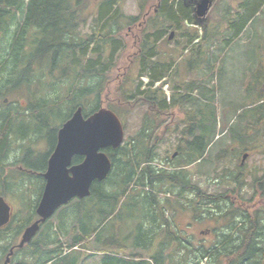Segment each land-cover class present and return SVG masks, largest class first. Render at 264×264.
I'll use <instances>...</instances> for the list:
<instances>
[{
  "label": "trees",
  "instance_id": "obj_1",
  "mask_svg": "<svg viewBox=\"0 0 264 264\" xmlns=\"http://www.w3.org/2000/svg\"><path fill=\"white\" fill-rule=\"evenodd\" d=\"M122 1L101 2L96 10L97 24L86 35L81 33L80 27L86 23L85 14L92 4L89 0H0V100L1 97L7 99L10 94L24 92V89L29 94L24 114L16 106H11L6 113L0 111L2 165L9 157L11 135L19 132L22 139L29 136V125L17 123L21 119L32 118L36 121L38 132L45 130L51 148H54L56 133L76 106L80 105L86 116L98 111L104 102L103 106L120 118L130 115L140 104L149 108L141 129L130 138L132 144H125L119 150H106L113 160V171L108 179L96 183L89 198L76 200L64 207L65 210L70 209L71 214L65 217L62 212L58 216V230L52 227L55 220L48 221L43 233L38 237L40 230L37 238L22 249L25 258L17 264H78L96 255L102 256L99 264H202L205 259L206 264H264V220L260 213L251 217L241 213L236 216L235 212H229L230 209H218L219 217L216 219L196 215L195 220L209 219L216 226H222L216 240L209 246H195L191 241L178 238L172 223L166 220L165 206H169L173 212L174 207L181 204V199L192 207L194 214L210 212L213 205H232L225 196L204 195L199 188L192 187L187 169L190 165L211 158V141H214L220 125L218 90L212 83L215 69L211 62L207 63L206 67L212 70L210 81L191 85L202 89L203 92L198 94L200 98L189 102L188 96L179 95L182 88L178 86L168 98L163 90L168 82L164 79L175 67V61L162 64L155 59L157 53L154 47L166 35L168 23L170 29H179L184 21L193 22L192 9L184 3L177 7L170 0H143L139 16L128 17L126 26L133 40L136 37L141 39L134 68L139 74L148 75L149 83L143 89L144 82L140 80L133 93H128L123 85L120 88L114 86L109 72L116 68L117 64L114 63L120 56L119 52L125 51L123 42L116 38L117 33L126 27L121 25L120 20L123 17ZM263 5L264 0H245L237 9V15H241L238 20L231 18L226 21L221 18L228 29L234 31L229 42L241 36ZM154 7L157 13L152 21L163 20L162 26L139 27L142 17ZM203 29V37L192 30L183 35L187 38L186 48L192 46L195 53L202 54L209 50L213 41L216 43L222 38L217 34L219 28L209 31L206 26ZM217 57L214 59L217 60ZM196 61L198 65L202 63L199 57ZM58 70L63 77L55 78ZM221 70L219 68L217 72ZM82 80L89 81V85L83 87L80 83ZM71 81H74L73 84L69 85L62 98L58 95L60 85L67 86ZM159 82L160 85L154 88ZM35 87L36 93L43 88L44 95L32 98L30 93L36 96ZM102 95L104 101L101 102L99 97ZM258 95L263 97L262 93ZM17 102L19 99H16ZM185 102L196 103L202 110L198 111V117L194 115L190 118L191 126L184 131V136L193 137L196 128L202 135L193 137L191 141L186 140V143L185 140L181 142L179 155L170 160L173 166L176 164L174 171L158 170L153 163L154 148L160 139L155 137V133H158L153 134L150 127L160 125L170 109ZM257 102L249 105L257 110L252 118L238 119L241 124L239 131L243 133L237 134L234 140H228L244 145L246 139H250L244 136L247 127L254 128L263 123L264 103ZM222 147L218 150L219 161L230 154ZM81 161L82 158H74V163ZM244 170L239 166L236 172L230 173L239 187L244 185L241 181ZM107 186H111V192L105 191ZM251 188L255 191L254 196L264 200V177L254 180ZM186 192L191 198L186 196ZM220 198L223 201L217 204L216 200ZM125 200H128V215L123 216L120 224L109 225L107 222L110 219L119 216L118 208ZM28 205L35 209L37 202L30 200ZM27 224L20 226L19 230L22 228V232ZM9 227L0 230V234ZM176 231L179 232V228ZM181 249L185 250L184 255H180ZM177 254L178 258L175 257Z\"/></svg>",
  "mask_w": 264,
  "mask_h": 264
},
{
  "label": "rangeland",
  "instance_id": "obj_2",
  "mask_svg": "<svg viewBox=\"0 0 264 264\" xmlns=\"http://www.w3.org/2000/svg\"><path fill=\"white\" fill-rule=\"evenodd\" d=\"M103 1L104 0H89L92 4L90 3V8L85 14L86 23L80 27L82 34H90L92 27L97 24V6ZM142 1L143 0H123L122 3H120L123 15L120 19L122 26H126L128 17L139 16ZM243 1L245 0H213L207 19L200 24L202 29L199 26L197 27V25L195 26V21H184L180 24L179 29H170L168 23L166 35L157 43L156 48L154 47L157 53L156 60L162 62V64H169L171 60L175 61V67L172 68L169 76L165 77L168 83L163 86V90L167 89V93L164 92L169 96L173 94L175 87L178 86L180 89L182 88L179 95L188 96L189 102H192L193 99L200 98L198 94L203 92L202 89L200 90V88L191 85L198 84L199 82L208 83V81H210L209 75L210 72L212 74V70L206 67L207 63L211 62L212 67L215 69L212 83L217 86L218 90L217 106L220 116V125L219 128L216 129V135L213 137L214 141H211V158L205 159L201 163L198 162L190 165L187 169L192 187L199 188L201 194L204 195L209 194L215 197L225 196L224 198L228 199L233 206L225 203L218 206L214 205L211 207L212 210L210 212H196V214L192 211V207L185 203L184 199L180 200V205L174 207L176 213L174 212L175 209H173L172 212L169 206H165L166 220L172 223V228L175 229L178 238H182L183 241H191L195 246L201 244L209 246L214 243L222 227L216 226L214 222L208 221L209 219H203L201 221L198 219L195 220L196 215L203 217L211 216V219H216L219 217L217 209H230L229 212H235L236 216L241 213L242 215L247 214L251 217L252 215L254 216L260 213L261 219L264 220V200L258 197L252 198L253 190L251 188L254 180L264 175V121L262 124H259V126H254V128L250 126L247 127L244 136L245 139H250H246L244 145H240L238 142H232V140L237 138V134L243 133V131H239L241 124L238 123V119L240 121V119L252 118L253 114L257 113L255 108H250V103L262 99V103H264V5L258 13L252 17L247 29L241 33V36L231 42H229L228 39L233 35L234 31L232 29L229 30L227 24H224V21L221 20V18L226 21L231 18L238 20L241 15H237V9L243 4ZM175 2L176 1L170 0V3L174 5L176 4ZM180 3H184L186 6L189 5V8L192 9V13L194 14V5L191 1L184 2L183 0H177V7ZM155 9L154 7L151 8L150 12L146 11V15L143 16L141 22L138 23L139 27L142 25L152 26L151 22ZM162 22L163 20L156 21L160 27L162 26ZM206 26L209 31L219 28L217 34H220L222 38L216 40V43L213 41V45L209 47V50L202 54L195 53L192 46L186 48L185 43L187 42V38L183 37V35L188 33L189 30H192V32L198 31L203 37L205 35V30L203 28ZM127 28L126 26L124 30L122 29V31L117 33L116 38L123 42L125 51L121 50V52H119L120 56L117 57L114 63L117 64L116 68L114 71L109 72V75L113 83L115 82L114 86H119L118 88H120L123 85L128 93H133L141 77L146 79L148 75L139 74V71L134 68L135 64H137L135 63V58L137 57V50L139 49V42L141 39L140 37H136V39L133 40L129 28ZM172 32H174L175 36L173 40L169 41L167 38ZM30 36L29 34V37ZM195 44L196 43L193 45ZM215 56H218L217 60L214 59ZM197 57L202 60V63L199 65L196 61ZM219 68L222 70L217 72ZM56 76L57 78H61L63 74L58 70V73L55 74V78ZM73 82H69L67 86H61V84L58 95L64 98L69 85L71 86ZM80 83H82L83 87H87L90 82L82 80ZM145 86L146 83H144L143 89ZM33 90L36 93V87ZM259 93L263 94L262 98L258 95ZM30 94L32 98H39V95H44V90L41 88L39 92L37 91L36 96L33 93ZM28 95V91L26 92L25 89L24 92L21 91L19 94H10L7 96V103L4 102L5 97H1L0 111L6 113L11 106H16L19 111L24 114L28 107ZM103 95L99 97L101 102L104 101ZM178 97L179 96H177V98ZM16 99H19V102L16 103ZM103 103L100 108H107L103 106ZM257 103H260V101ZM78 107L81 106H76L73 112H75ZM200 110H202L200 105L196 103L186 104V102L184 105H177L170 109L169 115L165 117L164 121L160 124L164 127L157 132L158 134L155 133V137L158 136L160 139L159 144L161 143L154 148V164L157 166L158 170L166 169L174 171L176 169V164L173 166L170 159L171 161L174 160L172 158L174 153L179 155L181 142L185 140L184 143H186V140L191 141L193 137L202 135L198 128L195 129L196 131L194 130L193 137H185L183 134L184 131L191 126L189 121L190 118L194 115L198 117V111ZM148 113V106L140 104L130 115L120 118L125 125L124 144L129 145L133 143V140L130 141V138L134 137L139 132L142 127V122ZM88 115L89 114H87V116ZM19 122L21 124L24 122V125H29V136L26 139H22L19 132L11 135V140L8 145L10 146V148H8L10 150L9 157L4 160L3 165L0 162V196L6 198L7 202L12 205L14 210V216L10 223L11 225H9L10 227L8 226L9 229L5 230L3 234H0V264H4L9 249L19 244L25 228L38 219L36 208L39 203V197L43 191V181L45 186L44 173L47 170L48 159L54 149L53 146L51 148L52 144L49 143L45 130H42L43 132H38L36 121L32 120V118H26V120L21 119L17 121V123ZM243 126L246 125L243 124ZM220 127L222 128L220 129ZM1 128L2 126L0 125V129ZM150 130L152 133L154 132V130ZM221 145H223L221 149L228 151L230 154L219 161L217 157ZM244 149L246 150L243 152ZM244 153H249V157L243 165L245 170L241 181L244 185L239 187V183L234 181L230 173L231 171L236 172L238 170ZM232 156L233 159L231 158ZM209 164H212L211 167L208 166L205 169ZM30 167H32V169H29ZM30 171H34L36 174ZM116 171L119 174L117 168ZM110 189L111 186H107L105 191L107 192ZM185 194L191 198L188 192ZM193 194L195 195V193ZM160 198L164 201L163 196L160 195ZM30 200L33 203L37 202L35 209H31L28 205ZM90 201L95 200L91 199ZM90 201H88L89 204L91 203ZM64 207L58 210L50 219V221L55 220L52 226L55 230H58L56 220L58 216H60L62 212H64L62 215H65V217L71 214V210H65ZM127 210L128 200H125L118 208L119 216L117 218L113 217L107 223L111 226L112 224L115 226L118 223L120 224V221L128 215L126 214ZM185 222L189 223V225L184 226ZM25 223L28 224L25 225L21 232L22 228L20 230L19 228L20 226H24ZM107 223L105 225H107ZM240 226L241 225H239L236 230ZM44 228L45 225L42 226L38 237L43 233ZM177 228H179V232L176 231ZM105 232L107 231L105 230ZM61 239H64V237H61ZM174 249L176 248L174 247ZM22 251L23 250L19 251L17 254L15 253L12 259L14 262L11 264H17L25 258V253ZM179 253L180 255H184L185 250L181 249ZM175 257L178 258V254ZM101 259V255H96L88 258L84 262L80 261L78 264H99ZM202 264H206V261H203Z\"/></svg>",
  "mask_w": 264,
  "mask_h": 264
},
{
  "label": "water",
  "instance_id": "obj_3",
  "mask_svg": "<svg viewBox=\"0 0 264 264\" xmlns=\"http://www.w3.org/2000/svg\"><path fill=\"white\" fill-rule=\"evenodd\" d=\"M212 3L213 0L197 1L195 16L204 19ZM173 37L174 33L170 39ZM124 135V126L113 111L103 108L85 117L81 107L75 110L58 130L57 143L48 160L44 174L46 184L36 209L39 219L25 229L19 244L10 250L5 264H10L15 248L22 249L30 243L40 226L62 206L75 198L89 197L93 183L102 182L109 176L112 162L103 150L118 149ZM74 157H82V163L73 165ZM11 216V206L0 197V229L9 224Z\"/></svg>",
  "mask_w": 264,
  "mask_h": 264
},
{
  "label": "flooded vegetation",
  "instance_id": "obj_4",
  "mask_svg": "<svg viewBox=\"0 0 264 264\" xmlns=\"http://www.w3.org/2000/svg\"><path fill=\"white\" fill-rule=\"evenodd\" d=\"M153 15H156V13H154ZM152 19H154V17H153ZM151 23H152V26H153V25H158L155 21H152ZM162 127H164V126H163V125H162V126H161V125H159V126L153 125V126L150 127V129L154 130V132H159V130H160ZM166 127H167V126H166ZM170 160H171V159H170ZM262 177H264V175H263ZM262 177H261V178H262ZM216 209H217V208H216ZM217 210H218V209H217ZM12 219H13V218H12ZM3 230H4V229H3ZM14 246H15V245H14ZM14 246H12V247H14ZM12 247H11V248H12ZM11 248H10V249H11ZM10 249H9V251H10ZM14 255H15V254H14Z\"/></svg>",
  "mask_w": 264,
  "mask_h": 264
},
{
  "label": "bare ground",
  "instance_id": "obj_5",
  "mask_svg": "<svg viewBox=\"0 0 264 264\" xmlns=\"http://www.w3.org/2000/svg\"><path fill=\"white\" fill-rule=\"evenodd\" d=\"M72 26V25H71ZM54 30V29H53ZM126 177V176H125ZM158 178V177H157ZM154 197V196H153ZM167 198V197H166ZM154 201V200H153Z\"/></svg>",
  "mask_w": 264,
  "mask_h": 264
}]
</instances>
